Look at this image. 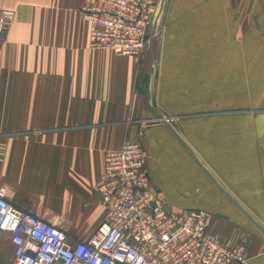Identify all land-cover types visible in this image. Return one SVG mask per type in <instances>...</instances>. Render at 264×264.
<instances>
[{
	"label": "crops",
	"instance_id": "1",
	"mask_svg": "<svg viewBox=\"0 0 264 264\" xmlns=\"http://www.w3.org/2000/svg\"><path fill=\"white\" fill-rule=\"evenodd\" d=\"M96 1L0 0V191L88 241L106 154L137 141L161 205L264 264V0H158L139 61L90 47ZM0 264H15L7 231Z\"/></svg>",
	"mask_w": 264,
	"mask_h": 264
},
{
	"label": "built area",
	"instance_id": "2",
	"mask_svg": "<svg viewBox=\"0 0 264 264\" xmlns=\"http://www.w3.org/2000/svg\"><path fill=\"white\" fill-rule=\"evenodd\" d=\"M155 0H97L81 9L90 47L140 60L157 13ZM11 14L0 8V34ZM105 221L85 242L16 208L0 191V231L11 233L15 264H246L243 245L227 248L207 232L200 211L171 213L158 202L144 146L126 141L105 157L97 183Z\"/></svg>",
	"mask_w": 264,
	"mask_h": 264
},
{
	"label": "water",
	"instance_id": "3",
	"mask_svg": "<svg viewBox=\"0 0 264 264\" xmlns=\"http://www.w3.org/2000/svg\"><path fill=\"white\" fill-rule=\"evenodd\" d=\"M259 227V229L264 233V229L260 226V225H257Z\"/></svg>",
	"mask_w": 264,
	"mask_h": 264
},
{
	"label": "rangeland",
	"instance_id": "4",
	"mask_svg": "<svg viewBox=\"0 0 264 264\" xmlns=\"http://www.w3.org/2000/svg\"><path fill=\"white\" fill-rule=\"evenodd\" d=\"M156 2V9H158V0H155Z\"/></svg>",
	"mask_w": 264,
	"mask_h": 264
}]
</instances>
